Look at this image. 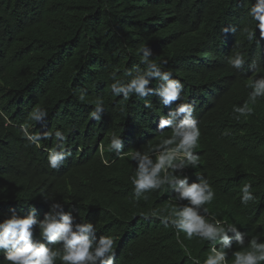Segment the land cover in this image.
<instances>
[{"label": "trees", "instance_id": "trees-1", "mask_svg": "<svg viewBox=\"0 0 264 264\" xmlns=\"http://www.w3.org/2000/svg\"><path fill=\"white\" fill-rule=\"evenodd\" d=\"M250 6L247 0H0V111L11 121L0 117V222L32 207L42 220L50 208L44 199H55L73 210L77 223L93 222L98 235L118 237L117 264H192L175 230L161 222L176 210L170 193L134 200L128 179L134 162L106 150L109 131L122 135L125 151L150 150L170 134L156 129L175 103L164 107L151 95L153 108H146L145 101H122L108 87L110 73L122 76L138 64L136 50L146 44L197 108L201 137L194 151L201 159L183 174L189 183L200 175L212 184L216 195L205 205L211 214L264 240V97L250 105V116L237 120L232 112L247 99L249 67L264 69V39L257 32L248 41L242 31ZM236 52L247 60L241 71L227 64ZM157 85L154 80L150 87ZM98 96L105 108L100 122L89 119ZM36 105L48 117L44 125L29 121L33 132L59 128L67 135L71 155L58 170L47 163L53 141L36 148L18 131ZM249 182L256 200L244 206L240 188ZM180 237L202 264L209 242Z\"/></svg>", "mask_w": 264, "mask_h": 264}, {"label": "clouds", "instance_id": "clouds-1", "mask_svg": "<svg viewBox=\"0 0 264 264\" xmlns=\"http://www.w3.org/2000/svg\"><path fill=\"white\" fill-rule=\"evenodd\" d=\"M247 2L251 4L247 11L250 22L242 31L248 41L254 40L257 32L264 39V0ZM229 31V27L223 28L225 35ZM136 51L138 64L125 69L122 76H118L117 72L110 73L112 82L108 87L111 94L125 102L136 97L145 101L146 108H153L147 98L155 95L159 104L166 107L175 103V108L167 115H160L156 131L163 134L167 129L170 134L163 136L150 150L125 151L122 135L115 131L106 134V150L115 153L116 158H129L134 162L133 172L128 178L133 199L147 200V193L160 190L170 193L169 199L175 201L176 210L161 222L175 230L177 244L192 264H201V259L193 256L181 239V233L187 240L195 237L209 242L202 264H264V240L260 238L261 234L249 238L248 233L241 232L236 223L211 214L205 205L211 204L215 198L212 184L200 175L196 176L197 182L189 183V178L183 174L188 168L198 167L201 159L194 151L201 137L199 121L195 116L197 108L183 99V83L173 77L171 70H162L166 62L153 60L154 54L146 44L140 45ZM227 64L241 71L247 60L243 53L236 52L228 57ZM249 71L254 74L245 85L250 90L247 99L241 105L232 106L237 120L241 116L252 115L253 107L250 105H256L258 98L264 97V69L252 65ZM154 80L158 81L155 89L150 87ZM73 91L76 92L75 89ZM86 96V91L80 89L79 100L84 101ZM104 112V99L98 96L89 119L100 122ZM0 117H3L6 125L11 123L3 111H0ZM47 117L46 108L36 105L28 113L26 121L19 125L18 131L29 146L40 148L41 141H53V146L46 149L47 163L51 169L58 170L71 155L66 147L65 131L57 128L54 131L33 132L32 125L28 123L44 125ZM239 198L244 206L256 200L250 182L241 186ZM44 200L49 202L50 208L42 220L38 218L36 208L32 207L23 216L13 210L0 222V264H57V261L60 264H117L115 246L118 237L98 235L93 222L80 220L77 223L73 210L70 208L66 212L64 203L55 199ZM150 215L157 214L153 210ZM35 230H38V238H34Z\"/></svg>", "mask_w": 264, "mask_h": 264}]
</instances>
